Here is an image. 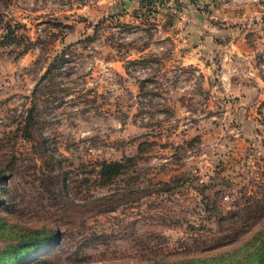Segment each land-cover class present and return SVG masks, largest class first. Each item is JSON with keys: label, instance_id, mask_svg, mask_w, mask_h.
I'll use <instances>...</instances> for the list:
<instances>
[{"label": "rangeland", "instance_id": "374dc122", "mask_svg": "<svg viewBox=\"0 0 264 264\" xmlns=\"http://www.w3.org/2000/svg\"><path fill=\"white\" fill-rule=\"evenodd\" d=\"M33 238L12 264H264V0H0V257Z\"/></svg>", "mask_w": 264, "mask_h": 264}, {"label": "trees", "instance_id": "16d2710c", "mask_svg": "<svg viewBox=\"0 0 264 264\" xmlns=\"http://www.w3.org/2000/svg\"><path fill=\"white\" fill-rule=\"evenodd\" d=\"M129 160L130 158L128 159V161ZM126 167V163L122 161H104L101 165L100 175L104 178L105 181L109 182L114 177L121 174L126 169ZM27 240L28 239L24 240L23 242L25 244L20 245V247L10 250L9 254H4L3 256H1L0 264H12V262H15L18 259V257L20 256V251L22 249L34 246V243H41L38 242V238H33L29 241ZM49 240L50 239H48V241ZM260 250H264V246Z\"/></svg>", "mask_w": 264, "mask_h": 264}, {"label": "crops", "instance_id": "0c3cea01", "mask_svg": "<svg viewBox=\"0 0 264 264\" xmlns=\"http://www.w3.org/2000/svg\"><path fill=\"white\" fill-rule=\"evenodd\" d=\"M179 1H182V2H185V3H190V2H197L199 3V1H213V0H179Z\"/></svg>", "mask_w": 264, "mask_h": 264}]
</instances>
